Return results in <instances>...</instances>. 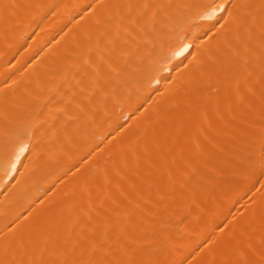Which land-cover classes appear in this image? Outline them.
Returning a JSON list of instances; mask_svg holds the SVG:
<instances>
[{"label": "bare ground", "instance_id": "6f19581e", "mask_svg": "<svg viewBox=\"0 0 264 264\" xmlns=\"http://www.w3.org/2000/svg\"><path fill=\"white\" fill-rule=\"evenodd\" d=\"M0 264H264V0H0Z\"/></svg>", "mask_w": 264, "mask_h": 264}]
</instances>
